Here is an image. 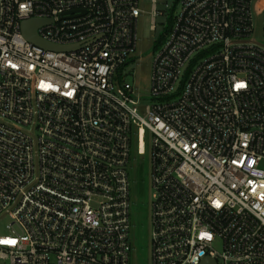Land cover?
I'll list each match as a JSON object with an SVG mask.
<instances>
[{
  "label": "built area",
  "instance_id": "built-area-1",
  "mask_svg": "<svg viewBox=\"0 0 264 264\" xmlns=\"http://www.w3.org/2000/svg\"><path fill=\"white\" fill-rule=\"evenodd\" d=\"M252 2L179 0L140 114L125 81L139 0H0V264H133L127 167L146 136L149 264H264ZM28 19L46 21L41 40L77 47L30 42Z\"/></svg>",
  "mask_w": 264,
  "mask_h": 264
},
{
  "label": "rangeland",
  "instance_id": "rangeland-1",
  "mask_svg": "<svg viewBox=\"0 0 264 264\" xmlns=\"http://www.w3.org/2000/svg\"><path fill=\"white\" fill-rule=\"evenodd\" d=\"M255 4L253 24L257 42L264 45L263 32V6L264 0H253ZM152 0H139V7L143 11L137 20L136 49L125 71V81L132 84L135 95L139 98L138 110L140 114L145 105L150 101V80L152 61L156 51L155 42L159 39L163 29L167 26V17L172 12L179 11V4L175 0H156V9L161 14L155 17V29L151 26ZM176 5V8H175ZM173 9V11H171ZM149 136H146V149L143 155L136 153L133 144L130 154L128 173L130 177V242L132 244L131 262L133 264H149V238L151 225L149 222V203L151 198L150 164H149ZM9 219L0 218V234H8L6 224ZM214 248L222 253V243L217 240ZM5 264H9L7 261ZM221 264V262H220Z\"/></svg>",
  "mask_w": 264,
  "mask_h": 264
},
{
  "label": "water",
  "instance_id": "water-1",
  "mask_svg": "<svg viewBox=\"0 0 264 264\" xmlns=\"http://www.w3.org/2000/svg\"><path fill=\"white\" fill-rule=\"evenodd\" d=\"M44 20H37V19H28L21 22V31L22 34L26 39H28L30 42L39 45L41 47H44L46 49L50 50H56V51H67L70 49H74L77 46H57L53 44H49L43 40H41L37 35V27L41 24H43ZM212 264H216L215 261H212Z\"/></svg>",
  "mask_w": 264,
  "mask_h": 264
},
{
  "label": "trees",
  "instance_id": "trees-1",
  "mask_svg": "<svg viewBox=\"0 0 264 264\" xmlns=\"http://www.w3.org/2000/svg\"><path fill=\"white\" fill-rule=\"evenodd\" d=\"M176 2H178L179 0H175ZM173 23V14L170 13L167 17V26L165 27V29H163L162 34L160 35L159 39L155 42V48H159L161 46V44L163 43V40L165 38L166 33L170 30V26Z\"/></svg>",
  "mask_w": 264,
  "mask_h": 264
},
{
  "label": "snow or ice",
  "instance_id": "snow-or-ice-1",
  "mask_svg": "<svg viewBox=\"0 0 264 264\" xmlns=\"http://www.w3.org/2000/svg\"><path fill=\"white\" fill-rule=\"evenodd\" d=\"M262 198H264V196H262Z\"/></svg>",
  "mask_w": 264,
  "mask_h": 264
}]
</instances>
